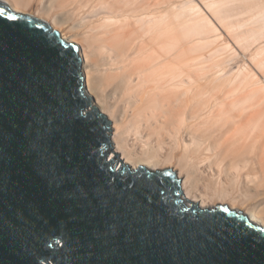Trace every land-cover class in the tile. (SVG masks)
<instances>
[{
	"label": "water",
	"instance_id": "1",
	"mask_svg": "<svg viewBox=\"0 0 264 264\" xmlns=\"http://www.w3.org/2000/svg\"><path fill=\"white\" fill-rule=\"evenodd\" d=\"M78 45L0 0V264H264V226L109 158Z\"/></svg>",
	"mask_w": 264,
	"mask_h": 264
},
{
	"label": "bare ground",
	"instance_id": "2",
	"mask_svg": "<svg viewBox=\"0 0 264 264\" xmlns=\"http://www.w3.org/2000/svg\"><path fill=\"white\" fill-rule=\"evenodd\" d=\"M1 1L78 45L111 160L171 167L185 203L249 202L264 226V0Z\"/></svg>",
	"mask_w": 264,
	"mask_h": 264
},
{
	"label": "rangeland",
	"instance_id": "3",
	"mask_svg": "<svg viewBox=\"0 0 264 264\" xmlns=\"http://www.w3.org/2000/svg\"><path fill=\"white\" fill-rule=\"evenodd\" d=\"M37 5H38V3H37V0H30V7H31V12H33V10L35 11L36 10V7H37ZM29 14H32V15H36V14H33V13H29ZM36 16H38V15H36ZM39 17V16H38ZM227 204V203H226ZM251 203H246L245 205H243V206H235L236 208L235 209H239V208H242L243 210H246V208H248L249 207V205H250ZM241 209V210H242Z\"/></svg>",
	"mask_w": 264,
	"mask_h": 264
}]
</instances>
